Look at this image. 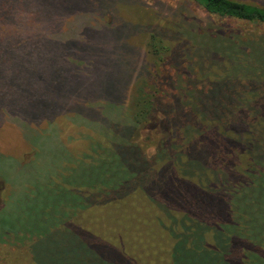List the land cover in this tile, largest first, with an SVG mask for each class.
I'll return each instance as SVG.
<instances>
[{
  "label": "trees",
  "instance_id": "1",
  "mask_svg": "<svg viewBox=\"0 0 264 264\" xmlns=\"http://www.w3.org/2000/svg\"><path fill=\"white\" fill-rule=\"evenodd\" d=\"M188 1L210 17L264 27V3ZM85 3L51 0L48 13L37 10L34 17L49 16L48 24L45 30L35 29L29 47L9 34L22 25L15 10L0 11V22L9 25L0 35V124L12 119L14 125L28 130L31 124L36 131L66 113L92 118L98 103L119 106L127 97L131 135L139 124L156 122L160 94L139 77L134 93L106 102L110 84L101 85L107 79L101 63L108 55L111 21L104 0L97 10ZM236 42H222L211 57L220 69L212 76L216 94L202 89L190 99L192 109L176 113L179 127L166 114L165 136H157L150 155L140 152L138 136L121 139L115 151L124 158L115 154L114 165L124 171L106 192L100 188L103 175L97 188V180L84 186L103 198L89 202L88 191L80 195L86 201L82 213L108 203L114 210L100 230L93 220L75 214L71 230L62 231L77 242L71 248L78 264H264V50L253 58L250 50L238 52L248 40ZM147 49L155 65L163 64L170 52L154 35ZM77 87L79 96L73 92ZM139 213L149 214L151 221ZM77 231L94 239L78 244Z\"/></svg>",
  "mask_w": 264,
  "mask_h": 264
},
{
  "label": "rangeland",
  "instance_id": "2",
  "mask_svg": "<svg viewBox=\"0 0 264 264\" xmlns=\"http://www.w3.org/2000/svg\"><path fill=\"white\" fill-rule=\"evenodd\" d=\"M0 1V6H4L0 11L15 10L14 17L22 19L21 26L7 31L29 47L34 42L35 29L45 30L49 18L34 15L48 13L51 0ZM81 1L86 2L85 8H103L102 0ZM237 1L264 3V0ZM104 3V14L111 21L108 55L101 63L107 70V79L101 85L110 84L106 102H111L110 97L114 100L115 95L134 93L139 77L147 89L160 94L161 105L154 114L157 120L151 125L139 124L131 135L128 97L126 102L122 97L124 102L119 106L98 103L97 114L92 118L66 113L43 122L36 131L31 124L26 130L11 123L12 119H5L0 124V264H78V256L72 254L77 252L71 248L77 242L62 231L71 230L75 214L93 220L98 230L111 222L114 207L110 203L86 214L80 208L86 201L103 198L96 189L93 193L83 190L84 186L97 180V188L103 175L100 188L106 192L107 187L114 186L115 178L122 176L119 170H124L114 165L115 156H119L115 149L124 142L121 139L138 136L140 152L150 155L158 146V137L165 136L166 114H172V124L179 127L176 113L192 109L190 99L200 95L202 89L205 94H216L212 76L220 69L211 57L218 54L216 50L222 42L248 40L249 43L239 44L238 52L250 50L253 58L254 52L264 50V27L210 17L188 0H104ZM37 10L40 11L35 13ZM8 28L9 25L0 22V35ZM150 35L170 48L163 64L155 65L156 58L149 54ZM232 72L234 77L237 73ZM73 92L79 96L80 88ZM209 100L207 95L203 104L207 106ZM192 105L195 108L194 102ZM263 105L259 104L260 108ZM23 133L27 136H22ZM86 191L89 198L84 202L80 195ZM138 215L148 221L152 219L149 214ZM77 236L78 244L94 239L78 231Z\"/></svg>",
  "mask_w": 264,
  "mask_h": 264
}]
</instances>
